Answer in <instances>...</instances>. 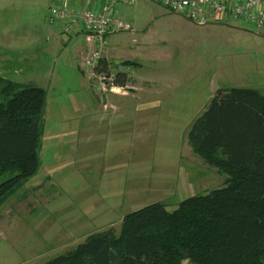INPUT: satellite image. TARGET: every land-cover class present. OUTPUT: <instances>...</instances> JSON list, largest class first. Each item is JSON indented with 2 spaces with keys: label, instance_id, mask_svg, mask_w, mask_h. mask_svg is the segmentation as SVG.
<instances>
[{
  "label": "rangeland",
  "instance_id": "rangeland-1",
  "mask_svg": "<svg viewBox=\"0 0 264 264\" xmlns=\"http://www.w3.org/2000/svg\"><path fill=\"white\" fill-rule=\"evenodd\" d=\"M63 1L0 0V76L47 92L40 169L0 207V264H45L92 233L119 231L132 211H172L224 187L228 175L194 152L192 124L220 89L264 94V24H200L155 0H116L108 14L132 28L110 33L105 52L135 63L136 89L105 102L82 68L86 33L66 39L67 19L50 21Z\"/></svg>",
  "mask_w": 264,
  "mask_h": 264
},
{
  "label": "trees",
  "instance_id": "trees-1",
  "mask_svg": "<svg viewBox=\"0 0 264 264\" xmlns=\"http://www.w3.org/2000/svg\"><path fill=\"white\" fill-rule=\"evenodd\" d=\"M46 99L43 87L0 76V207L40 169ZM189 142L228 175L224 187L172 211L162 202L132 211L119 231L92 233L45 264H264V94L220 89Z\"/></svg>",
  "mask_w": 264,
  "mask_h": 264
},
{
  "label": "built area",
  "instance_id": "built-area-1",
  "mask_svg": "<svg viewBox=\"0 0 264 264\" xmlns=\"http://www.w3.org/2000/svg\"><path fill=\"white\" fill-rule=\"evenodd\" d=\"M116 0H107L108 8L98 10L89 7L75 9L69 0L51 7L50 21L56 17L66 18L62 34L69 39L72 34L83 30L90 50L83 59L85 69L93 87L106 102L108 93L127 94L136 89L135 66L123 60H112L106 56L107 37L117 30H129L132 25L108 14L109 7ZM130 1V0H124ZM166 8L205 24L211 21L225 22L229 17L244 18L256 25L264 24V0H155ZM110 5V6H109ZM126 79L124 84L119 79Z\"/></svg>",
  "mask_w": 264,
  "mask_h": 264
},
{
  "label": "crops",
  "instance_id": "crops-1",
  "mask_svg": "<svg viewBox=\"0 0 264 264\" xmlns=\"http://www.w3.org/2000/svg\"><path fill=\"white\" fill-rule=\"evenodd\" d=\"M79 32V31H78ZM78 32H76V33H74L73 35H76V34H78ZM88 52V51H87ZM87 52H85V51H81V53H80V55H82L83 56V58L85 57V55L87 54L88 55V53ZM106 56H107V54H106ZM109 58V57H108ZM110 59V58H109ZM135 79H137V78H135ZM135 82H136V80H135ZM138 82V81H137ZM113 226V225H112Z\"/></svg>",
  "mask_w": 264,
  "mask_h": 264
}]
</instances>
